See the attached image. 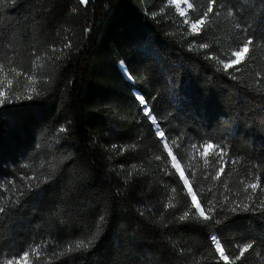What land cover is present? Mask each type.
Masks as SVG:
<instances>
[{"label":"trees","instance_id":"trees-1","mask_svg":"<svg viewBox=\"0 0 264 264\" xmlns=\"http://www.w3.org/2000/svg\"><path fill=\"white\" fill-rule=\"evenodd\" d=\"M168 1L0 0V264H264V0Z\"/></svg>","mask_w":264,"mask_h":264},{"label":"snow or ice","instance_id":"snow-or-ice-1","mask_svg":"<svg viewBox=\"0 0 264 264\" xmlns=\"http://www.w3.org/2000/svg\"><path fill=\"white\" fill-rule=\"evenodd\" d=\"M82 2L87 3V0H82ZM213 2H214V0H213ZM188 7L191 8L192 5L189 4ZM212 12H213V8H212V5H211V3H210V4H209V7H208V9H207V11L204 12V14H203V17L200 18V19H198V20H196L195 22H193V23L191 24V28H192V30H193L194 32H199V31H200V28H199L198 26H199V25H203V24L205 23V19H204V18L207 17V16L209 15V13H212ZM180 15L183 16V15H184V12L181 11ZM250 42H251V41H249V43H250ZM204 47H206V45H205ZM247 52H248V46H247V44H245V45H244L239 51H237V52H235V53L233 54V55L235 56V59H231V60H229V62H227V63H223V68H224L225 70H227V69L232 68V67L235 66V65H239V64L241 63V59H242L243 55H244L245 53H247ZM29 79H31V77H29ZM10 83H11V82H10ZM32 92H34V93L36 92V88H35V87L32 88ZM5 99H6V98H4V94H3L2 92H0V105H2V104L5 103ZM17 99H19L18 96H17ZM25 99H27V100H33V99H34V96H32V95H28V96L25 97ZM8 102L11 103L12 101L9 100ZM139 102H140L142 105L145 106V108H144V110H145V115H149V113L151 112V109H149V108L147 107V101H146L143 97H139ZM153 120H155V117H153ZM158 135H159L161 138H163L164 135H165V133L161 131V132H158ZM165 147H166V148L168 147L167 144H165ZM193 147H196V146L193 145ZM203 147H204V151L201 153V155H203V156H207V155H208V150H209V149H213L214 145H213L212 143H207V144L204 145ZM168 155L171 157V159H172V161H173V163H172V167L175 168V169L177 170V172H178L179 175H180L181 180H183L184 185L187 187V192L191 195L192 207L195 208L196 213H198V215H192V216L190 217V213H189V212H184L183 215H181V216L178 217L179 221H186V220H188V219H192V220H194V221H196V222H200V221H205V222H206V221L211 220L212 217H211L210 215H207V214H206L204 208L201 206L199 200L197 199L196 194L193 192L192 187H191V185L189 184L188 180L184 178V175H185V174H184V172L181 170V166H180V164L176 162V161H177V157H176L175 155H173V151H172L171 148H168ZM158 159H159V157H158ZM205 163H207V161H205ZM221 172H223V168H221V169L217 172V176H219ZM249 187H251L252 189H256V188L258 187V184H257V183H253V184H251ZM260 207H261L262 209H264V201H261V205H260ZM243 210L248 211V210H250V209H249L248 205H244ZM0 211H3V209H0ZM209 211H213V209L210 208ZM232 211L235 212V211H236V208H233ZM101 221H103V217H101ZM213 240H214V242H215V237H213ZM89 243H91V241H90ZM87 247H88V245L85 244L84 241H78L77 244H76V248H77V249H80V248H87ZM250 247H252V245H247L246 248L242 249V250H241V255H243L244 251H246L247 248H250ZM216 250H217V252L220 254L221 258H222L224 261H227V260L229 259L228 256L224 255V248L221 246V244H220L219 242H216ZM68 251L71 252V251H73V249L70 247V248L68 249ZM28 257H29V252H28V251H24V253H23V261H24V264H27V259H28ZM8 264H12V261L9 260V261H8Z\"/></svg>","mask_w":264,"mask_h":264},{"label":"rangeland","instance_id":"rangeland-1","mask_svg":"<svg viewBox=\"0 0 264 264\" xmlns=\"http://www.w3.org/2000/svg\"><path fill=\"white\" fill-rule=\"evenodd\" d=\"M82 2V0H80ZM84 4V2H82ZM189 0H169L167 2L168 7H170L173 10V13L177 15V17L183 22L185 23V26L192 32H194L191 28V21H188V12L190 10V8L188 7L189 5ZM181 11L184 12V15L181 16L180 13ZM241 12V9H240ZM234 56V55H233ZM235 58V56H234ZM119 65V68L121 69L123 75L128 78V75L125 74V71L123 69V67ZM11 82V83H10ZM33 80L32 78L29 79V77L27 76H22V77H13V76H9L7 74L6 71L0 69V92H2L4 94V98L10 100L13 98H17L18 97H23L26 96L27 93L31 92V84H32ZM5 99V100H6ZM213 150V149H210ZM217 152V151H214ZM173 163V161H172ZM180 176V175H179ZM183 182V180H182ZM184 185V183H183ZM185 190L187 192V187L184 185ZM187 194L190 197L191 200V195L187 192ZM192 202V200H191ZM215 249H216V245H215ZM217 252V250H216ZM217 254L220 256V254L217 252ZM221 257V256H220Z\"/></svg>","mask_w":264,"mask_h":264}]
</instances>
